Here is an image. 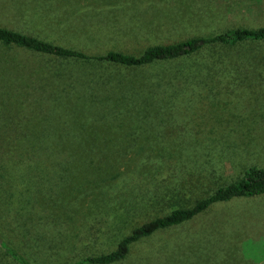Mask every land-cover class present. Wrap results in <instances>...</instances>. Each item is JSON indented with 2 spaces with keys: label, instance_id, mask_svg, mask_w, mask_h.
I'll return each mask as SVG.
<instances>
[{
  "label": "rangeland",
  "instance_id": "obj_1",
  "mask_svg": "<svg viewBox=\"0 0 264 264\" xmlns=\"http://www.w3.org/2000/svg\"><path fill=\"white\" fill-rule=\"evenodd\" d=\"M0 26L90 54H138L264 26V0H0ZM148 82L159 91L134 94L133 84ZM77 134L122 154L63 157ZM249 165L264 168V43L142 67L0 43V234L31 264L113 250L133 227ZM0 264L17 263L0 247ZM117 264H264V195L216 203L137 242Z\"/></svg>",
  "mask_w": 264,
  "mask_h": 264
},
{
  "label": "trees",
  "instance_id": "obj_2",
  "mask_svg": "<svg viewBox=\"0 0 264 264\" xmlns=\"http://www.w3.org/2000/svg\"><path fill=\"white\" fill-rule=\"evenodd\" d=\"M0 43L61 59L85 61L89 64L142 67L155 62H165L185 57L208 47H232L246 43L262 44L264 43V26H236L219 32L194 35L176 42L152 44L138 54L118 49H108L103 53L90 54L74 47L53 43L37 35L23 33L3 26H0ZM165 78H163L164 81H166ZM172 78L175 80L177 75L173 74ZM133 85L135 86L131 87H135L133 89L134 94L137 96L143 95V97L147 95L151 97L161 87L159 82ZM71 108L78 110L75 102H73ZM77 136L78 134L73 135L71 140L63 145V157H120L122 154L121 147H114L115 145L108 144L99 145L92 141H76L75 138ZM263 195L264 168L257 165H249L244 169L241 176L217 186L211 193L196 199L192 204L187 206H177L178 204H176V207L171 208L168 213L155 216L133 227L128 234L119 239L113 250L99 254H89L70 264H117L129 255L132 246L137 242L157 231L189 221L216 203L226 202L233 198ZM0 247L17 264H31L30 260L15 246L5 240L1 234Z\"/></svg>",
  "mask_w": 264,
  "mask_h": 264
}]
</instances>
